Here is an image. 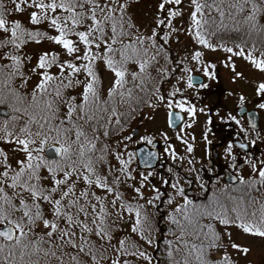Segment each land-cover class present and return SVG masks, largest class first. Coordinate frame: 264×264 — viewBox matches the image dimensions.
Listing matches in <instances>:
<instances>
[{"label":"snow or ice","instance_id":"1","mask_svg":"<svg viewBox=\"0 0 264 264\" xmlns=\"http://www.w3.org/2000/svg\"><path fill=\"white\" fill-rule=\"evenodd\" d=\"M183 3L184 0H161L159 12L165 13L167 5H172L176 10L168 9L165 18L158 17L157 27L163 25L175 31L172 20L182 14L183 9L179 6ZM11 4L15 6L14 12L17 13L32 9L29 13V23L40 25L46 22L58 35L45 38L59 45L66 55L73 59L60 62L57 54L43 53L36 66L30 70L34 75L39 72V81L32 91L24 96L15 88H11V83L16 77L22 81L20 88H25L29 83L30 77H25L21 71L24 58L13 52L0 55V60L11 62L0 64V84H2L0 107L7 105L12 112L19 114L11 116L9 121L0 124V142L15 145L12 151L22 154V158L19 156L16 158L15 167H13V164L9 162L8 154L0 149V226H2L0 240L6 242L0 243V253L5 252L6 246L12 250L19 249L21 261H25V257H28L25 264H40L41 259H54L57 264H89V261L91 264H101L105 259L104 252L100 250L103 244L98 247L97 241L89 239L90 236H95L98 241L106 242L108 247L113 248L117 256L124 257V264H130L128 257L143 259L148 264H152V257L140 251L131 241L119 240L118 245L113 243L112 229L107 223L110 213L106 201L107 196L113 194L110 183L118 184L119 178L113 175L111 167L101 170L100 166L106 163L104 153L107 151V146L102 149L97 148L100 136L96 135V132L102 127L104 129L102 135L107 137L109 135L107 129L113 122L112 118L115 117L117 125L121 123L117 108L113 105L117 103L121 106L127 105L133 112L136 111L135 107H132L134 98L137 92L144 91L146 87L145 79L149 67V59H145L149 56L146 48L156 47L157 33L153 30V34L149 37L136 36L135 43H124L126 38L133 36L132 32L126 29L134 27L130 18L125 19L128 6L126 0H11ZM261 4H264V0H260V4H257L256 0H235V3H230L229 7L240 14L245 11L244 6L247 5L250 14L241 23L250 25L251 30L255 31L258 26L257 13L264 14ZM190 5L192 27L188 30L189 34L194 35L196 41L205 48H210V42L203 35L202 29L216 21L206 18L204 10L215 6L221 18L220 24L224 23L225 12L219 8L217 0H212L211 3L208 0L203 2L190 0ZM4 8V0H0V33L8 36V39H0V51L9 47L20 50L25 43L29 42L26 38H30L37 44L41 43V39L38 38L41 36L39 32L25 29L20 22L10 23L6 19ZM57 13L66 15H55ZM11 14V11L7 13V15ZM228 16L235 19L231 12H228ZM260 27L261 31H264V26ZM78 29L81 30L78 31ZM234 30L239 31V26ZM161 39L167 42V36ZM146 40L151 41V44L146 45ZM94 49L101 51H94ZM237 49L238 51L223 48V51L232 56L243 57L255 69L264 73V59L253 56L251 51L246 54L244 47L240 45H237ZM211 50L216 51L215 48ZM253 51L260 50L253 48ZM117 55L119 60L116 59ZM260 55L264 56V51H261ZM200 58L201 53L196 52L193 59L199 62ZM150 60L155 61L156 55L153 54ZM97 61H102L113 75L111 86L106 92V99H102L100 79L95 71ZM77 62L82 63L78 65ZM130 64L136 65L138 71L129 72L127 66ZM53 66L58 68V75L49 74ZM81 72H83L84 80L76 79ZM204 74L209 75L207 71ZM129 83L132 87H128ZM81 84L83 90L79 102L76 96L64 95L68 89ZM188 87H193L191 77H189ZM6 89L10 90L5 92ZM156 92H159V89H156ZM258 94H264V84L259 85ZM9 97L12 98L11 103H9ZM156 98L160 103H164L162 96L157 95ZM242 102L243 97H241ZM186 103L185 101L173 105V102L168 100L165 106L169 109L178 108L180 112H189L194 118L195 109L185 107ZM61 107L65 109L63 114H61ZM149 107L154 105L149 104ZM260 107L264 108V104ZM105 116L108 118L105 119ZM21 117H27V119L22 126L16 127ZM173 119L179 121L181 117L173 116L170 111V127ZM101 121H103L102 125ZM253 128H255L254 124ZM125 139L132 138L125 137ZM146 142L152 143L151 139ZM181 143L185 141L181 140ZM54 145L59 147L54 148ZM240 147L245 146L240 145ZM231 148L232 145H229L228 155H231ZM188 151H192L191 146L188 147ZM49 152L58 159L46 158ZM98 152L99 155H97ZM172 155L173 159H176L174 152ZM115 158L120 164L117 172L127 175L129 179H134L127 171L130 161L122 159L120 155H116ZM248 163L254 173L258 172L261 183H264V167L258 169L254 162L248 161ZM261 164L264 165V161H261ZM41 170L47 174L42 175ZM110 175H113L111 182ZM150 175L151 173L148 174ZM148 176H143L142 179L147 180ZM44 181H50L49 186H45ZM164 183L167 184V181ZM240 183L243 184L245 181L241 179ZM143 187L144 185L141 184V188ZM171 187L176 189L178 195L184 196V189L178 183L172 184ZM8 189L12 190L11 194L7 191ZM93 189H99L107 195H97ZM153 190L159 193V189ZM135 191L140 199H143L140 189L137 188ZM154 199L159 200L160 194ZM118 201H121L120 195H116L110 201L112 209L117 208ZM148 203L152 204V200ZM168 203L172 201L169 200ZM44 206H47V214L50 215H46ZM190 206L195 207L192 201L185 197L184 205L176 211L187 213ZM119 208L130 215L134 214V226L131 229L133 233L142 234L149 231L144 227L147 218L140 210L122 201ZM195 211L198 216L220 219L224 225L231 224L248 236L264 238V206L259 210V216L256 212H251L246 217L237 214L236 219L232 221L220 213L213 216V212L206 208H196ZM120 218L123 219L122 216ZM184 219L189 225L194 223L187 214L184 215ZM171 222L183 228L180 221L172 218ZM40 226L47 231L37 236L36 229ZM206 227L207 232L204 235L208 237L211 234L212 241L208 248L220 247L217 243L219 236L214 233L211 226ZM228 236L231 239L230 233ZM196 238L201 239L200 236ZM141 239H144L143 235ZM146 242L151 246V239ZM183 247L188 248L189 252L186 258L183 261H177V264H190L191 255L197 252L199 253L196 255L197 264H211V261L206 259L204 248L189 246L187 243ZM231 247L244 255L250 251L236 243H232ZM176 251H179V248ZM9 256L14 258L15 251H10ZM168 256L172 258L171 251L168 252ZM34 257L36 259H33ZM2 264H9V260L4 259ZM112 264H121V261L112 259ZM217 264H233V261L231 257L222 255Z\"/></svg>","mask_w":264,"mask_h":264},{"label":"trees","instance_id":"2","mask_svg":"<svg viewBox=\"0 0 264 264\" xmlns=\"http://www.w3.org/2000/svg\"><path fill=\"white\" fill-rule=\"evenodd\" d=\"M142 1L144 0H126L128 6L125 13V19L130 18V22L134 25V27L131 29H126L128 31H131L133 36L132 38H126L124 40L125 44L135 43L134 38L136 36L145 37L139 31L138 26L133 20L131 14L132 8ZM208 2L211 3L212 0H208ZM256 2L257 4H260V0H256ZM230 3H235V0H224V2H221V0H217L219 8L225 12L223 24L219 23L221 18L215 6L213 8H205L204 10L206 18H208L209 20L214 19L216 21V23H213L209 27H205L204 29H202L203 35L210 42V48H205L203 45L196 41L194 35L189 34L188 30L192 27L190 20V16L192 13L190 0H184V3L179 6L180 8H188L189 13H183L184 16H187V20H184L182 22L172 20V25L176 29L175 31H172V29L163 25L156 28V47H147L146 51H148L149 56L145 57V59H149L148 69L151 68L152 77L150 82L148 78L145 79V90L142 92H137L134 98L132 107H135L136 111L133 112L131 107H128L127 105L121 106L119 103H117L113 106L117 108L121 123L117 125L115 123V117H113V122L108 126L107 129V131L109 132V135L107 137H104L102 135L104 129L98 126L100 127V130L96 132V135L100 136V140L97 141V148L102 149L107 146V151L104 153L106 157V163L100 166L102 171L110 167V162H116V164L119 163L115 158L116 155H120L122 159L126 160L128 154H132L128 139H125V133L133 123L134 116H136L139 111L148 104H156L157 95H160V93L164 92V84L168 80V77H162L157 80L154 76V74L158 73L159 70L163 71L161 67H187L182 61V57L184 55H195L196 52L202 53L205 50L215 52L211 50L212 48H215L216 51L218 50L220 53L222 51L225 54H228V52L223 51V48H232L234 51H238L237 45L244 47L246 54L251 51L253 56L259 59H264V56L260 55V52L264 51V31H261L260 27L264 26V14L257 13L258 26L255 31H252L250 25L241 23L243 19L248 14H250L248 12V6H244L245 11L243 13L237 14L234 8L229 7ZM4 4L5 8L3 9V11L6 13V19L10 23L20 22L22 27L32 32H39L41 36L38 38L41 39V42L48 40L45 37H48L51 34H54L55 36L58 35V33H56L55 30L46 22L40 25H32L31 23H29V13L32 11V9H26L23 13H17L14 12L15 6L11 4V0H4ZM260 6L264 8V4H261ZM168 9L176 10L172 5H167L166 12L159 13L161 19L166 17ZM10 11L12 12V14L7 15V13ZM228 12H231L232 17H234L235 19L230 18L228 16ZM55 15L64 16L66 14L57 13ZM237 26H239L240 28L239 31L234 30V28H236ZM79 30L81 29H78V31ZM210 32H214L215 34L210 35ZM163 36H167V42L161 39V37ZM71 38L75 39L74 37ZM0 39H8V36L6 34L0 33ZM26 39H28L29 42L25 43L22 49L15 50L11 47L5 48L0 51V55H3V53L5 52H13L15 55L23 57V67L21 71L24 73L25 77H30L31 80V77H33L34 74L30 70L36 66L39 58L27 52V48L29 45L37 43L31 41L30 38ZM145 43L146 45H150L151 41L146 40ZM253 48L259 49L260 51H253ZM158 49L161 50L157 51ZM94 51L101 50L94 49ZM153 54L156 55L155 61L150 60V57ZM116 59L119 60L118 55ZM242 59L243 62L249 63L243 57ZM10 63V61L0 60V64ZM98 65L106 67L102 61H97L95 67H98ZM127 67H129V72H132L134 69H136L135 71H138L136 65L130 64ZM131 67L135 68L132 69ZM211 67H218V65L214 63V65ZM51 69L58 70L57 67H52ZM5 71L7 72L8 69L6 68ZM169 71V69H165L166 74H168ZM37 74L39 75V72ZM55 75L58 74L56 73ZM76 79L84 80L83 72H81L76 77ZM30 80L25 88H20L19 85L22 83V81L19 77H16L11 83V88H15L21 93V95L27 96L32 91L29 88ZM99 87L100 89L102 88L101 83ZM128 87H132L131 83H129ZM0 88H2V84H0ZM156 89H159V92H156ZM9 90L10 89H6L5 92ZM82 90L83 85L81 84L68 89L64 93V95L66 97L76 96L77 102H79ZM147 93L149 95V101L146 99ZM153 93H155V95H153ZM102 99H106V96L102 97ZM11 100L12 98L9 97V103H11ZM3 107L9 110L10 116L7 119H0V124L9 121L11 116L13 115H19L18 113L12 112L9 106L5 105ZM64 111L65 109L61 107V114H63ZM107 118L108 117L105 116V119ZM26 119L27 117H21L20 123L16 125V127L22 126L24 120ZM102 124L103 121H101V125ZM14 147L16 146L0 142V149L4 150L8 154L10 163H15V160L18 156L22 158V154L12 151ZM99 154L100 153L98 152L97 155ZM169 169H171V171H169ZM127 171L129 175L134 177V179H129L127 175L118 173L117 170L116 172H112L113 175L118 176L119 183H110V186L113 187V194L107 196L106 203L108 204L110 213L107 223L111 226V235L113 236L114 244L118 245L119 240L131 241L140 251H144L150 257H152V264H177V261H183L186 258V254L189 252L188 248L183 247L185 243H187L189 246L204 248L206 259L211 261V264H217L219 260L214 259L213 255L224 244V233H226L228 228L236 227L231 226V224L224 225L221 223L220 219H213L212 217L204 218L198 216L195 209L206 208L207 210L213 212V216H215L217 213H220L222 216H226L230 221H232L236 219L237 214L246 217L247 214L256 212L257 216H259V210L262 206H264V183H261L259 177L248 179L246 183L240 188L234 191H230L228 188L218 185V178L216 175L211 176V179L209 180H202L201 178L207 176V173L203 174L202 171L195 169L191 165L175 164L169 167L161 165L157 172H153L150 176H148V179L146 180L148 182V187H145L143 180H140L139 171L136 169L134 163L132 164V161H130ZM41 174L46 175L47 173L44 170H41ZM113 175L109 176L110 182L113 179ZM197 177H201L200 182L198 183L195 182V179ZM176 179H179L182 182L180 184V187L184 189V196L178 195L176 189L171 187ZM165 181H167V184L164 183ZM43 183L45 184V186H49L50 181H44ZM141 184L144 185L143 188H141ZM201 185H203V187H201ZM137 188H139L141 193L143 194V199H140V196L136 194L135 190ZM153 189H159V193H157ZM93 190L96 191L97 195H107L99 189ZM7 191L10 194L12 192L11 189H8ZM126 192L137 197H132V200H127L125 199ZM158 194H160V199L155 200L154 197ZM116 195H120L122 202L126 203L128 206H131L134 209L140 210L142 215L146 216L147 219L145 221L144 227L148 228L149 231L143 232L142 234L133 233L131 231L132 227L134 226V214L130 215L124 209L119 208V204L121 201L117 202L118 206L116 209H112L110 201L114 199ZM185 197L188 200H191L192 205L195 207L190 206L187 213L177 212L176 209L181 208L184 205ZM149 200H152V204L148 203ZM169 200H171L172 203H168ZM44 208L46 215H50L47 214V206H44ZM156 210L163 211L162 215H157L155 213ZM117 213L119 215H117ZM185 214L189 216V219H192L194 221L192 225H189L188 221L184 219ZM121 216L123 217V219L120 218ZM172 218L180 221V225H183V228L172 223ZM206 226H211L214 230V233L219 236V241H217V243L220 245V247L213 249L208 248V245L212 241L211 234H209L208 237H205L204 235L205 232H207ZM198 229H203V231H198ZM46 231V229H40V227L37 228V236L44 234ZM141 235L144 236V239H141ZM197 236H200L201 239H197ZM89 239L97 241L98 247L100 246V244H103V247L100 250L104 252L105 259L101 262V264H112V259H120L121 264H124V257L117 256L115 250L111 247H108L106 242L98 241V238H96L95 236H90ZM148 239L152 240L151 246L146 242V240ZM0 243L3 242L0 241ZM169 245H171V247ZM44 246L46 247L47 245ZM177 248H179V251H176ZM104 249H107V251H104ZM10 251H15L14 258L9 256ZM170 251L172 252V258H169L168 256V252ZM196 255H199V253L197 252L191 255L190 264H197ZM19 256V249L12 250L6 246L5 252L0 253V264H2L4 259H8L9 264H25V261L28 259V257H25V261H21ZM33 259H36V257H34ZM127 259L130 264H148V262L143 259H136L134 257H128ZM65 260L67 261V258H65ZM40 264H57V262L54 259H41ZM89 264H91V261H89Z\"/></svg>","mask_w":264,"mask_h":264},{"label":"flooded vegetation","instance_id":"3","mask_svg":"<svg viewBox=\"0 0 264 264\" xmlns=\"http://www.w3.org/2000/svg\"><path fill=\"white\" fill-rule=\"evenodd\" d=\"M161 68L163 71L159 70L154 76L157 80L162 77H168L164 85L171 87V92L163 96L164 103L159 105L166 108L165 105L168 100H171L173 105L186 101L185 107L195 109L194 118H192V114L189 112H180L179 109L175 107L172 109L168 108L167 115L170 111H175L181 113L184 118L183 124L172 132L176 133L183 129L184 126L190 131L191 127L187 125L191 124L194 126L198 122L204 123V131L201 134V140L206 141L207 147L204 148V150L201 149L200 153L198 149L192 146L190 155H188V148H183L182 151L171 149L170 153L172 154L174 152L176 159H173V155L164 158L162 155L164 142L159 143L157 141L159 143L160 161L165 167L174 165L176 162L182 164L183 159L188 162L191 161L189 164L195 169L202 171L203 174H205V171L207 172V176L203 177L204 179L209 180L211 176L216 175L219 181L228 189L233 190L240 188L248 179L249 169H252L248 161L254 162L258 169L264 167V165L261 164V161H264V134L262 133V113L260 108H250L244 101L241 103L239 99L235 106L229 104L228 100H230V94L222 85L221 79L225 78L227 82L232 80L230 76L231 67ZM97 69L100 70L98 67ZM165 69L170 70L168 74L165 73ZM205 71H207L209 75L206 76L204 74ZM225 72H227V74H225ZM193 76L200 78L201 81L200 83L191 82L193 87L189 88V77L192 78ZM146 77L150 82L152 77L151 68L148 69ZM204 85H207V87H204ZM146 99L149 100L148 93ZM242 107H245L248 111H257L258 129L249 127L246 114L243 116L238 115V111ZM237 121H239V123H237ZM184 132L189 138L192 136V133ZM186 134H184L183 137L179 136V140L178 138H174L172 142L185 141ZM148 139H151L152 143L155 142L152 137H147L143 140L144 142L142 141L141 145H151L152 143L148 144L146 142ZM229 145H232L231 155H228ZM240 145H244L245 147H240ZM225 171H228L234 176L236 179L235 184H226L224 182ZM241 179H243L245 183L241 184ZM159 213H162V211Z\"/></svg>","mask_w":264,"mask_h":264},{"label":"rangeland","instance_id":"4","mask_svg":"<svg viewBox=\"0 0 264 264\" xmlns=\"http://www.w3.org/2000/svg\"><path fill=\"white\" fill-rule=\"evenodd\" d=\"M160 3L161 0H144L138 5L134 6L131 10L133 20L136 22L139 31L145 37L151 36L153 34V30L156 31L158 17L160 18ZM181 9H183L182 14L174 19L177 22L187 20V16H184V14L189 13L188 8L182 7ZM50 36L55 35L51 34ZM27 52L38 58L46 52L55 53L60 57V62L68 59H73L66 55L64 49H62L59 45L54 44L50 40L42 41L39 44L29 45L27 48ZM193 57V54L184 55L182 57V61L187 67H211L214 65V63H216L218 67H231L230 76L232 78H230L232 80L230 82H227L225 78L221 79L222 85L229 91L230 94V100H228V102L229 104H231V106H235L238 103V99L241 100V97H243V101L250 108H260L262 113V133L264 134V108L260 107L261 104H264V94H258L259 85L264 84V73L255 70L251 64L243 62L242 57L232 56L230 53L225 54L222 51L220 53L218 50L215 52L206 50L203 51L201 53L199 62L193 59ZM102 67L103 66L99 65L98 68L102 69ZM95 71L97 73L99 72V70ZM56 73L59 74V71L51 69L49 74L55 75ZM225 74H227V72H225ZM112 79V75L107 73L103 74V80L101 83V95H104L108 88L111 86ZM38 81V74L31 77L29 84L30 90H32V88ZM170 90L171 88L168 89L169 94L171 92ZM167 110V107L164 108V106L159 105L154 107L148 106L143 111H141L137 115L133 127H130V129H128V131L126 132L125 137H130L131 132L135 128L138 129V135L135 139L128 140V143L130 144L131 142L132 145L136 147L140 145L141 142L147 137H152L153 140L158 141L159 143L164 142V149L162 151V155L164 158L172 156V154L170 153L171 149L182 151L183 148L193 146V148L195 147V149H198L199 152L201 149L204 150V148L207 147V144L205 143L206 141L201 140V134L204 131V123L202 124L201 122H198L196 125L191 126L190 131L188 130V128H186V126H184L180 131L172 133L167 129L166 126ZM184 131L192 133V136H190L189 138V136ZM184 134H186L185 143H181V141L172 142L174 141V138H177L178 136L183 137ZM165 137H167V139H165ZM169 145L171 147H169ZM129 154L126 160L132 161V158ZM12 164L14 167L15 163ZM109 164L112 168V172H116V170L120 168L119 163L116 164V162H110ZM142 177L143 176L140 177V180H144L142 179ZM257 177H259V175H257V173H254L253 169L250 168L248 172V179ZM125 195V199L127 200H132V197H137L135 195L129 194L128 192H126ZM40 229H43V227L40 226ZM229 233L231 234V239H229ZM223 242L224 244L222 245V247L214 253V259L219 260L222 255H227L231 257L233 264H264V238L251 237L244 234L238 228L230 227L227 229L226 233H224ZM232 243H236L241 248H248L250 249V251L247 255H244L243 253L233 249L231 247Z\"/></svg>","mask_w":264,"mask_h":264},{"label":"water","instance_id":"5","mask_svg":"<svg viewBox=\"0 0 264 264\" xmlns=\"http://www.w3.org/2000/svg\"><path fill=\"white\" fill-rule=\"evenodd\" d=\"M246 113L247 114V121L248 124L251 128H253V124L255 125V128L253 129H257V120L256 117L254 116V114H256V112H247L246 109L242 108L239 110V114L242 115ZM173 116H180L181 119L179 121L176 120H172V126H169V116L167 119V124L168 127L171 129H176L183 121V118L181 116L180 113H174L172 112ZM9 116V111L5 108H0V118H7ZM137 133V131L135 130L133 132V136H135ZM57 147L54 145V148ZM135 156H136V161H137V165L139 167V169L141 170H152L155 169L158 161H159V156H158V150H157V144L154 143L152 144L151 148L146 147V146H141L138 149L135 150ZM46 158H50V159H58V157H55L53 153L49 152L46 156ZM148 165H151L150 167ZM232 177L230 174H228L226 172V176H225V182L227 183H234L235 179L233 178V180L230 178ZM2 228V227H0ZM2 241V240H1ZM6 243V242H4Z\"/></svg>","mask_w":264,"mask_h":264}]
</instances>
